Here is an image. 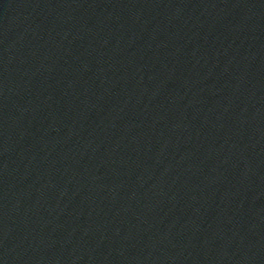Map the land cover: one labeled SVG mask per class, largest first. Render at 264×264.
<instances>
[{
  "label": "water",
  "instance_id": "water-1",
  "mask_svg": "<svg viewBox=\"0 0 264 264\" xmlns=\"http://www.w3.org/2000/svg\"><path fill=\"white\" fill-rule=\"evenodd\" d=\"M0 264H264V0H0Z\"/></svg>",
  "mask_w": 264,
  "mask_h": 264
}]
</instances>
